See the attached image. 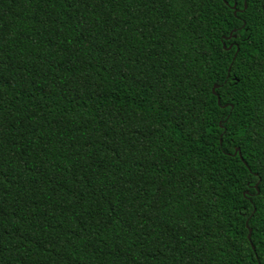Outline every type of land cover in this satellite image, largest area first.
I'll return each mask as SVG.
<instances>
[{"label":"trees","instance_id":"16d2710c","mask_svg":"<svg viewBox=\"0 0 264 264\" xmlns=\"http://www.w3.org/2000/svg\"><path fill=\"white\" fill-rule=\"evenodd\" d=\"M260 237L264 0H0V264H264Z\"/></svg>","mask_w":264,"mask_h":264},{"label":"snow or ice","instance_id":"6c2138e0","mask_svg":"<svg viewBox=\"0 0 264 264\" xmlns=\"http://www.w3.org/2000/svg\"><path fill=\"white\" fill-rule=\"evenodd\" d=\"M221 2L225 6H227L228 8H242L243 7V4L246 3L247 0H221ZM226 39H230V38H226ZM222 46H224V45H222ZM221 83H223V82H221ZM239 215L240 216H244L245 217V221H247V216L245 215V213L243 211H241L239 213ZM243 236H244V239L246 241H249L250 242V244H249L250 247H254L255 246L256 240H255L254 237H249L247 235V228L246 227H245V231L243 233ZM260 239L262 241H264V237H260Z\"/></svg>","mask_w":264,"mask_h":264},{"label":"water","instance_id":"95a60500","mask_svg":"<svg viewBox=\"0 0 264 264\" xmlns=\"http://www.w3.org/2000/svg\"><path fill=\"white\" fill-rule=\"evenodd\" d=\"M216 86H214V88H215ZM214 88L212 89V91H214ZM218 103H219V100H218ZM235 152H237V149H235ZM248 236L250 237V231H249V233H248Z\"/></svg>","mask_w":264,"mask_h":264}]
</instances>
